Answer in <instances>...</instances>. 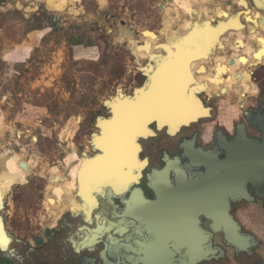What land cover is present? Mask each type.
Returning <instances> with one entry per match:
<instances>
[{
  "label": "flooded vegetation",
  "instance_id": "obj_1",
  "mask_svg": "<svg viewBox=\"0 0 264 264\" xmlns=\"http://www.w3.org/2000/svg\"><path fill=\"white\" fill-rule=\"evenodd\" d=\"M201 33L197 37L191 34L189 49L204 50L214 39L211 31ZM238 42L235 45L241 46ZM236 59L238 62V56ZM172 64V61L167 62L154 73L152 89L158 73L167 75V67ZM227 65L230 66V60ZM172 67L175 68L174 64ZM221 68L217 65L215 75ZM236 75L240 83L241 76ZM247 76L250 81L249 73ZM260 82H264V75ZM222 89L211 95L203 92L201 98L212 110L209 118L198 123L176 130L173 125L177 122L173 118L156 117L167 125L152 122L149 134H121V139L119 134L113 136L112 141L121 142V166L100 165L109 160L111 164L116 157L113 152H101L99 164L78 165L81 162L79 148L88 147L87 152L94 155L91 133L76 135L72 141L77 151L68 160L70 163L76 160L74 165L64 166L63 153L57 151L56 163L61 164L56 167L57 177L51 166L24 169L27 173H18L17 166H13L17 175L24 176V181L12 184L8 190L6 179L0 175V213L1 205L8 208L12 203V212L6 210V214L20 222L24 216L17 213V204L24 203L29 209V214L23 218L24 225L27 221L37 222L32 232L29 230L34 227L33 223L16 230V235L11 233L13 246L19 249L15 253L24 259L21 263L12 257V264H35L25 243L41 233H45L48 241L42 244V250L52 248L57 264H240L237 250L240 237L264 239V178L257 184L249 180L239 182L235 143L241 124H245L249 141L262 144L263 140L256 124H248L243 116L231 118V111L240 106L230 91L225 90L226 94L222 95ZM260 100L264 103V86L245 109L254 115ZM170 103L169 100V107ZM188 104L184 98H178L172 108L175 112L180 105L188 113L191 108ZM136 106L142 109L145 105L141 102L125 107ZM152 106H148L147 111H151ZM155 110L168 111L158 107ZM182 119L178 122L184 121ZM95 124L96 119L93 126L97 131ZM105 136L104 132L97 144L100 149H103L100 145ZM132 147L137 148L136 154H132ZM249 149L247 169L248 178L252 180L256 179L258 171L255 143ZM98 174L103 175L94 179ZM108 174L111 176L107 177ZM53 181L59 187L55 185L57 191L51 190L57 193L51 205L57 206L58 221L54 228L43 232L38 220L46 219L47 189L52 187ZM128 211H133L136 221L129 219ZM98 236L101 246L95 253L75 254L84 246L91 249ZM258 249H264V245H259ZM1 262L7 259L0 257ZM242 263L249 262L242 260ZM251 263L256 264L255 259ZM258 264L264 261L261 259Z\"/></svg>",
  "mask_w": 264,
  "mask_h": 264
},
{
  "label": "rangeland",
  "instance_id": "obj_2",
  "mask_svg": "<svg viewBox=\"0 0 264 264\" xmlns=\"http://www.w3.org/2000/svg\"><path fill=\"white\" fill-rule=\"evenodd\" d=\"M222 1H208L209 6L205 4L207 7L202 5L204 1L190 5L202 14L201 17L199 16L202 18L209 12L213 16L215 10L210 11L208 7L214 9L219 5L220 8H225ZM98 3L97 0H69L66 9L54 11L39 1L7 0L6 9L0 7V55L4 51L14 49L16 44L25 39L29 30L45 28V23H49L44 29L45 38L28 59L16 66L0 60V152L2 155L0 175L6 179L8 190L12 184L24 181V176L20 177L15 173L13 166L19 169L20 164L15 162L13 154L18 153L22 161L30 160L32 166H38L36 170L40 167H56L61 165L56 163L57 151L63 153V158L68 155L71 157V153L76 149L72 145L75 136L96 132L93 126L94 120L107 114L103 102L113 97L117 90L129 94L131 89L142 80L130 68L134 67V62L129 59L130 49L133 48L128 40L137 47L136 42L142 41L139 36L141 31V35L144 31L153 32L161 39L164 23V31L171 29L166 30L168 15L165 11L184 9L188 2L186 0H106L103 7ZM239 5L241 6L240 3ZM199 6H203L202 11H198ZM173 7H176L175 10ZM56 18L67 31H63L62 28L52 29L53 19ZM237 22L239 21L230 20L227 26L235 29ZM187 23L190 29L193 26L192 21ZM178 32L175 29L168 34V37L172 40ZM200 33V31L194 32L193 37H197ZM236 35L243 38L240 33ZM212 36L214 37V34ZM260 36L264 38V33L254 35L257 38H261ZM245 40L249 44L250 39ZM257 46L255 43L254 49H256L253 51L258 49ZM133 47L136 49L135 46ZM137 52L138 55L142 53V51ZM237 56L251 60L250 53L235 52L233 58ZM263 61L264 59L260 64ZM248 69L249 67L240 66L238 71H244L248 75ZM263 69V66L258 65L249 71L254 73L253 78L260 80L264 75ZM142 71L147 73L145 69ZM251 82L249 85L251 94L246 92L247 94H244L246 96H256L255 93L258 91L257 82L252 80ZM238 100L240 106L248 105V100L243 97ZM242 111L244 109L240 108L231 111V118H241ZM222 112L223 109L220 110V117ZM79 150H87V148L83 147ZM69 157L66 160L67 164H70ZM21 171L28 172L24 169ZM52 173L54 177L59 174L57 169H53ZM56 181L51 185L55 186ZM50 187L46 196L48 210L55 207L56 204L51 205V202L53 196L57 194L52 192ZM12 208L13 204L10 203V209ZM16 211L21 217L29 214L28 206L24 203L17 204ZM23 218L18 222L7 216L9 229L14 235L16 230H21L24 226L32 223L37 225L35 221L31 224L27 221L24 225ZM33 230L34 227L29 232Z\"/></svg>",
  "mask_w": 264,
  "mask_h": 264
},
{
  "label": "water",
  "instance_id": "obj_3",
  "mask_svg": "<svg viewBox=\"0 0 264 264\" xmlns=\"http://www.w3.org/2000/svg\"><path fill=\"white\" fill-rule=\"evenodd\" d=\"M211 2L212 0H208ZM208 1H206L205 4L208 5ZM220 1V0H219ZM244 2V5H239V3ZM208 2V3H207ZM225 4V8L216 6L214 9L208 7L210 11H213L215 9H219L222 12L226 13L227 17H217L213 16V20L211 19H205L203 22H197L196 14L194 13L193 17L190 16H184V20L189 21H195L193 26L190 29H187L185 32H178L177 36L174 37V41H172L170 38H168V34H170L172 31H175L174 27V19L175 15L171 17L170 25L171 29L169 31L165 30V23H164V29L162 31V38L159 39L158 36H156L157 41L156 45H153L150 47L145 41H143L141 32L139 33V36L142 38L141 42H136L137 47L136 49L133 47V45L128 40L129 45L133 48L130 49L131 54H129V59L134 62V67H130L134 70V73L137 74L142 80L140 84H138L136 87L131 89V92L129 94L124 93L121 90H117L116 94L113 97H110L108 100L103 102V106L107 111L106 116L104 117H97L96 118V124L95 127L97 129L96 132L92 133V141H91V151L94 155L87 152V150H80L79 159H81V162L78 164L80 167L83 165H86L87 162H91L90 165L99 164L98 159H100L101 152L105 154H109V152H113L116 157H113L111 166H121L122 163L120 162L119 156L121 152V147L119 146L117 149H107L106 147L103 149H100L97 145L99 140L102 138V135H104L105 130L109 125L114 123L115 121H121L122 118H126L127 111L126 107L127 105H139L140 101L142 100V96L147 94L151 89V78L158 71V69L162 65H166L167 62H176L177 58H179L180 55H182L180 50H182V44L189 43L187 39V35L196 32V31H211L214 33V39L209 43V45L206 47V49L201 51H192L189 48L186 50V48L182 51L187 52V57L184 60V64L182 65V69H174L172 66H169L167 68L168 72L171 73L168 78V88L164 91L167 92L169 99H174L177 94L184 93L185 97L190 96L189 99H191L192 105L195 107V111L190 115L189 118L185 119L184 121H179L177 123H174L173 127L178 130L183 126H190L191 124L198 123L201 119H206L211 116V110L212 108L208 105H206L201 98L203 92H209L208 94L211 95L212 92H218L219 89H216V85L223 80H226L229 78L231 81L230 84H222L220 85V88H223L221 90V94L225 95L226 91L229 90L232 94L233 100L237 101L236 104L239 105V97H235L234 93H238L237 89H240L239 87V81L237 80V74H240L242 71H238L239 67L237 69H233L231 74H223L222 78L220 76L216 79V67L218 65V61L222 62V67L226 66V68H233L235 64L237 63V59L233 58L235 53V42L237 39H235V36L237 33H240L243 35V40L245 44H248L245 39H250L249 36L255 35V33H264V31L260 30V27L264 30V0H223ZM215 3V2H214ZM250 3V4H249ZM197 6L196 4H194ZM203 6H199L198 11L203 10ZM209 6V5H208ZM222 6V5H221ZM207 7V6H205ZM176 7H173V10H175ZM207 10V8H205ZM197 11V10H196ZM195 11V12H196ZM165 14V13H164ZM259 14V18L256 19L257 15ZM239 21L237 22V28L232 29L227 26L229 21ZM54 25L52 26L53 30H57L59 28H62L63 31H67L66 28L62 27V23L60 20L53 19ZM46 27L49 26V23H45ZM109 33L111 30H107ZM189 32V33H188ZM153 33V32H152ZM188 33V34H187ZM155 34V33H154ZM261 37V36H260ZM262 38V37H261ZM264 39V38H263ZM253 43L257 44V41L251 40ZM244 44V45H245ZM249 45V44H248ZM222 46V48H220ZM254 49V48H253ZM256 49V48H255ZM254 49V50H255ZM150 50V53L147 51ZM137 51H142V53L146 54L144 58H140ZM240 52V51H239ZM243 52V51H241ZM226 53V54H225ZM202 56L203 58H199ZM250 58V57H249ZM199 59V60H198ZM206 60V65H202L205 74H203V77L206 80V85L204 82H201L202 84L197 83L195 80L196 77V69L191 71L190 65L193 62L200 61V60ZM251 59V58H250ZM176 60V61H175ZM228 60H230V66L227 65ZM260 66L264 65V61L262 64H258ZM258 65H250V68L248 69L249 77L253 76V72L249 71L253 67H257ZM149 67V72L145 73L142 70ZM207 67L210 68V70H207ZM178 68V67H177ZM171 69V70H170ZM212 69V70H211ZM237 70V71H235ZM250 77L249 85L252 81H256L258 88L257 93H255L256 96L252 95H243L242 97L247 101L248 105L251 104L259 93L261 86H264V82H260L259 80ZM261 80V79H260ZM254 85V84H253ZM196 87H200V90H196ZM231 88V89H230ZM249 89L246 92H249ZM235 90V91H234ZM163 91V92H164ZM243 92V90H242ZM244 92L243 94H245ZM251 94V92H249ZM247 94V93H246ZM163 97V96H162ZM248 97H251V99H248ZM118 104H124L123 107H119ZM247 105V106H248ZM264 103L263 100L259 101V108L256 110V113L253 115L252 111H248L245 109L246 106H240L244 107V111H242L243 118L247 120V123L250 125L256 124V129L261 132L262 134V140L263 143L260 144L259 141L255 142L254 140H248L247 133L245 129V124H241V128H239V133L236 137V149L239 159V182H243L245 180H249L252 183H259L262 182L264 178ZM140 106H138L137 115L135 118V121H132L131 125H134L133 129H126L124 133L121 134H129V135H144L149 134L151 131L149 129V125L152 122H156L161 126V124H166L165 121L159 120L157 115H154L152 111H147V106H144L142 109H139ZM239 107V108H240ZM235 110V109H234ZM233 110V111H234ZM238 110V108L236 109ZM155 119V120H154ZM167 125V124H166ZM164 125V126H166ZM122 135H120V138ZM255 143L256 147V159H257V172H256V179L253 178L252 180L248 178V157H249V146ZM89 149L88 147H86ZM132 154H136L137 148L132 147ZM77 150L74 149L73 152H76ZM72 152V153H73ZM71 153V154H72ZM0 156L1 152H0ZM12 156H18L17 154H13ZM70 155L65 157V163L64 166H71L74 165L76 160L70 164L66 163L67 158ZM20 158V157H19ZM24 162H28L30 160H23ZM21 169H26V164L21 163L20 164ZM34 167V166H32ZM38 167V166H35ZM57 167V166H56ZM56 167H52L53 169H56ZM79 167V168H80ZM259 178V179H258ZM5 206L1 205L2 212L0 213V236L4 239V242H0V257H5L7 259V262H1V264H12L10 258L16 257L21 263L23 262V257L17 256L15 253L16 250H19L18 247L13 246V236L11 234V231L8 226L7 222V216L6 210H9L10 213V206L8 208H5ZM45 213H46V219L41 218L38 220L39 224L43 228L44 231L51 230L55 227L57 223V206L51 207V210H48V205L45 207ZM4 209V210H3ZM130 217L129 219H134L133 211H128ZM136 221V219H134ZM35 228V223H33ZM101 237L98 236L96 239V242L92 245L91 249L89 247L84 246L81 247L79 250H77L75 253L76 255H79L82 252L87 251L95 253L96 250L99 249L101 246L100 242ZM264 239H257L254 236L249 237H240L239 244L237 246L238 253L240 254L241 262L243 261H256V264H258L259 260L264 259V249H258L259 245H264ZM47 239L45 237V233H41L40 236H35L33 240L27 241L25 245L28 248V252L30 253L31 258L33 261H35V258L39 256V253H50L52 252V248L46 250H42V244H47ZM16 254V255H15ZM49 259H51L53 262L51 264H57L55 261V255H48ZM98 258V255H97ZM99 259L95 260V263L99 262Z\"/></svg>",
  "mask_w": 264,
  "mask_h": 264
},
{
  "label": "bare ground",
  "instance_id": "obj_4",
  "mask_svg": "<svg viewBox=\"0 0 264 264\" xmlns=\"http://www.w3.org/2000/svg\"><path fill=\"white\" fill-rule=\"evenodd\" d=\"M36 1H39L41 3L46 4V6L49 9H52L54 11H61V10L66 9L68 7V2H69V0H36ZM97 1H99L98 4L101 5L102 7L106 4V0H97ZM172 1H174V0H172ZM186 1L188 3H187V6L184 9H177L176 11H172V10H166L165 11L166 14L168 15L167 16L168 22L166 24L167 25L166 26V30H169L171 28L170 20H171V17L173 15H175V19L173 21L175 29L177 31L182 32V33L185 32L187 29H189V24L187 23V21L184 20V16L187 15V16L193 17V15L195 13L196 14V19H198L199 16L202 15L201 13L199 14L196 10H194L192 5H190V4L199 3L198 1L206 2L208 0H186ZM3 4H5V2L1 1L0 5L2 6ZM240 4L244 5V2L242 1ZM213 16L225 17L226 14L224 12H222L221 10H219V9H215V11L213 13ZM213 16L210 17L211 20H213V18H214ZM259 17L260 16L258 14L256 19H258ZM205 19L206 18H204V20L200 19V21H205ZM207 19H209V18H207ZM195 21H197V20H195ZM195 21H192V22H195ZM260 30H262L261 27H260ZM234 36H235V39H237V41H239L238 43H240V45L242 46V48H241V46H239L238 44L235 45V52L238 53L239 51H243L245 53H250L249 57L251 58V60H248L247 58H244V57H238L239 60L235 64V66L233 68L227 69V68H225L226 66H224V67L221 68V70L218 69L217 73H216V75H217L216 79L219 76L221 78V76H223V74H231L232 70L233 69H237L239 66L244 67V68L245 67H250L251 64L252 65L260 64L262 62V60L264 59V40H263V38H257V37H254V35L251 34L249 36V38H250L249 45L251 46L250 47L248 44L244 45V41H243V38L241 36H238V35H234ZM142 38H143V41H145L148 45H150V47L157 44L156 43L157 38H156V36L153 33L144 31L142 33ZM187 39L188 40H186V41H189L188 35H187ZM255 39L257 40L258 49L256 51H253V48H252V42L253 41H251V40H255ZM174 40L175 39H172V41H174ZM130 43L133 44V46L136 47L135 43H133L131 41H130ZM185 48H186V50L189 48V43L182 44V48L181 49L184 50ZM220 48H222V46ZM239 48H241V50ZM182 50H180V53L183 52V53H181L182 55H180L179 58L176 59L177 61L175 60L176 62H174V61L172 62L174 64V66H175L174 69H178V70L182 69V65L184 64V61H185L184 59L188 58L187 57V52H184ZM190 50L195 51L194 49H190ZM147 52L150 53V50L147 51ZM139 55H140V57H143V58L145 57L144 53H139ZM199 58H203V57L200 56ZM205 64H206V60L203 59V60L191 63L190 68H191V71L196 69V74H197L196 77H195V80H197L196 82L199 83V84H202L201 82H204L205 85H206V80L203 77V74H205V72L202 71L203 67H201L202 65L204 66ZM218 66H222V62L221 61H218ZM149 70H150L149 67H147L146 68V72H149ZM170 74L171 73H168L167 75H164V74H161L159 72L158 75L156 76V79L154 80L153 89L151 88L152 90L150 89V91L142 97V100L140 101V103L144 102V105L147 106V107L150 106V105H153L151 108H153V107L154 108L151 111L154 113V115H157V117H159L161 119H162V117H170V118H173L175 122H178V120H180L182 118L185 120V117H190V115L195 111V108L192 105L191 99H189L190 96L185 97L184 94L183 95L182 94H177V95H175L176 97L174 99H172V100L169 99V96L173 95V94H170L168 96L167 92H165L164 90L168 88L167 86H169L168 85V78H169ZM230 83H231L230 79H228L227 81H224V80L222 81V79H221V81L216 85V89H220V85H222V84H227L228 85ZM239 87H240V89H237V92H239V94L235 92L234 93L235 97H239V96L242 97L244 95L243 93L246 92L249 89V78H248L246 72H244V71L241 72V80H240V83H239ZM200 89H201L200 87H196V90H200ZM242 90H243V92H242ZM178 98H184L189 104H191L190 105L191 108L188 110V113H187V111L185 112L184 108L181 107L180 105H177V107L175 108V112H174V109L172 107L174 105V102ZM169 100L171 101L170 107L168 105ZM122 105L123 104H118L119 107H123ZM156 107H158L161 110L163 109V110H168V111L165 112V113L161 112V111H157V110H155ZM126 111H127L126 118L125 117L122 118L119 123H117L116 125H112V126L108 127L105 130V134H106L105 138L106 139L103 141L102 145H100L102 148L106 147L107 149L111 148L113 150L116 147L117 149H119L118 147L121 144V142L120 141L119 142L112 141V137L115 136L116 134L121 135V133L122 132L124 133V131L126 129H133L134 128V125L133 124L131 125V123H132V121H135V118H136V115H137V111H138V106H136L134 108H131V109H126ZM41 161H42V159H41ZM15 162L17 164L25 163L26 164V169L32 168L31 161H28L26 163V162L22 161L19 157H15ZM100 165L109 166L110 165V160L108 162L102 163ZM21 170H22L21 167L19 169H17L18 173H21L22 172ZM102 175L103 174H98V175L95 176L94 179H96L97 177H100ZM84 176H86V175H84ZM108 176L110 177L111 175L108 174L107 177ZM56 187L59 188L57 185H56ZM56 187L52 186L50 188V190H53V189L55 190ZM71 193H72V191H71ZM0 242H4V239L1 236H0Z\"/></svg>",
  "mask_w": 264,
  "mask_h": 264
},
{
  "label": "crops",
  "instance_id": "obj_5",
  "mask_svg": "<svg viewBox=\"0 0 264 264\" xmlns=\"http://www.w3.org/2000/svg\"><path fill=\"white\" fill-rule=\"evenodd\" d=\"M4 1L5 4H3V10L6 9V7L8 6L7 4V0H0ZM35 1V0H34ZM226 14V13H225ZM212 17L211 13L209 12L208 14L205 15L204 18H209ZM204 18H198L197 22H203L200 21L204 20ZM195 22H192V24H194ZM229 24V23H228ZM45 28H33L31 30H29L26 33L25 39L20 42L19 44H16L15 48L12 50H8V51H4L3 53H1L0 55V60L2 62L5 63H11L13 64V66H16L17 64H20L22 62H24L26 59L29 58L30 54L35 50V48L38 47V45L40 44V42L43 41V39L45 38L46 35H44L45 33ZM47 34V33H46ZM193 34V33H192ZM189 39L191 38V34L188 36ZM26 52V54H25ZM48 255H55V251L52 250L51 254L49 253H39V256L37 257V259L35 258L34 263L35 264H51L53 262L52 258L49 259Z\"/></svg>",
  "mask_w": 264,
  "mask_h": 264
},
{
  "label": "trees",
  "instance_id": "obj_6",
  "mask_svg": "<svg viewBox=\"0 0 264 264\" xmlns=\"http://www.w3.org/2000/svg\"><path fill=\"white\" fill-rule=\"evenodd\" d=\"M75 45H79V44H75ZM74 46V45H73Z\"/></svg>",
  "mask_w": 264,
  "mask_h": 264
},
{
  "label": "built area",
  "instance_id": "obj_7",
  "mask_svg": "<svg viewBox=\"0 0 264 264\" xmlns=\"http://www.w3.org/2000/svg\"><path fill=\"white\" fill-rule=\"evenodd\" d=\"M36 1V0H35Z\"/></svg>",
  "mask_w": 264,
  "mask_h": 264
}]
</instances>
